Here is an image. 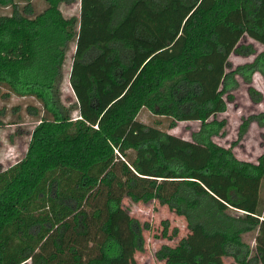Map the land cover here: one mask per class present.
<instances>
[{
	"label": "trees",
	"instance_id": "16d2710c",
	"mask_svg": "<svg viewBox=\"0 0 264 264\" xmlns=\"http://www.w3.org/2000/svg\"><path fill=\"white\" fill-rule=\"evenodd\" d=\"M74 1L46 0L36 12L32 0H0V85L35 96L48 114L25 156L6 170L0 166V264L132 259L145 251L144 228L134 218L114 224L127 197L157 200L184 217L191 232L220 238L223 256L260 264L264 154L257 163L243 161L233 147L253 123L264 127V113L244 119L229 148L214 137L225 134L227 121L218 116L234 100L239 79L253 103L263 101L253 78L264 79V50L243 41L264 47V0H79L80 17L66 18L61 5ZM74 40L75 117L58 91ZM232 54L254 60L233 67ZM144 109L171 119L170 128L200 127L187 140L141 122ZM249 233L258 254L244 241ZM184 253L204 263L186 238L163 245L156 258L193 264Z\"/></svg>",
	"mask_w": 264,
	"mask_h": 264
},
{
	"label": "rangeland",
	"instance_id": "374dc122",
	"mask_svg": "<svg viewBox=\"0 0 264 264\" xmlns=\"http://www.w3.org/2000/svg\"><path fill=\"white\" fill-rule=\"evenodd\" d=\"M36 12L43 11L46 6V0H32ZM23 7V5L21 6ZM3 13H8L10 9H1ZM62 13L66 18H79L81 12L80 1L75 0L71 4L61 5ZM244 44H252L258 52L264 50V47L251 39H245ZM76 49V41L69 43L62 66V77L59 85V96L61 103L68 109H72V116L77 115L75 110L76 97L70 84V73ZM254 56L245 57L232 54L230 62L233 67L252 62ZM240 86L232 93L234 100L228 102L227 111L218 116L219 120H226L227 126L225 134L214 137V141L226 148L231 147L232 143L238 142L239 127L248 117L264 113V79L256 74L253 78V86L263 94V101L255 104L251 101L248 94L249 86L239 79ZM3 94L8 96L3 97ZM37 109L39 116L33 115L31 109ZM48 116L43 104L35 97L30 95H20L7 87L0 85V166L6 170L20 161L26 154L28 144L31 139V133L38 120ZM138 119L149 125L157 126L165 132L190 140L193 132L198 131L200 123L198 122H178L174 128H170L171 119L158 117L149 110L144 109ZM236 157L243 161L257 163L260 156L264 154V127H259L253 123L247 135L233 147ZM264 198V191H263ZM227 210L235 216L245 217L243 213L230 208ZM137 219L143 229L145 239V251L136 252L130 260H125L121 264H166L156 258V253L163 245L175 247L180 240L186 238L194 249V255H202L204 263L214 261L217 264H236L234 259L222 255L219 244L220 238L206 240L202 237L200 231L191 232L188 229L187 221L184 217L172 213L168 206L161 205L157 200L149 203H135L130 198L123 200L119 213L114 218V224L120 218ZM168 222V237L163 235L165 224ZM178 234L174 235V230ZM253 233L246 234L244 241L248 243L253 253H259L260 249L255 242ZM215 258L211 259V255ZM183 257L193 262V255L183 254ZM31 264V262H28ZM260 264H264V257H260Z\"/></svg>",
	"mask_w": 264,
	"mask_h": 264
}]
</instances>
